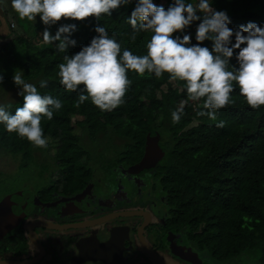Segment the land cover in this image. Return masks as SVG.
Wrapping results in <instances>:
<instances>
[{
  "label": "trees",
  "instance_id": "1",
  "mask_svg": "<svg viewBox=\"0 0 264 264\" xmlns=\"http://www.w3.org/2000/svg\"><path fill=\"white\" fill-rule=\"evenodd\" d=\"M171 2L154 0L165 8ZM134 5L135 0H131L114 9L111 15L101 14L98 19L62 17L54 25H44L38 15L33 21L21 20L10 6L7 10L12 11L15 26L6 23L7 37L12 38L0 48L3 76L0 91L17 87L12 81L16 71L25 82L36 85L42 95L61 101L62 107L53 109L51 120H41L43 135L57 144L50 164L41 167L62 168V180H82L84 171L95 165L99 168L138 165L145 152L147 135L159 131L165 155L155 167L153 180L163 187L177 224L213 260L230 263L246 255L264 264V106L256 109L248 106L234 85L231 103L217 110L215 119H209L197 115L202 99L188 100L182 82L169 80L167 73L157 78L129 71L130 84L123 102L111 111H100L90 100L78 103V91H66L58 83L57 66L63 62V56L87 45L96 35L93 31L96 24L103 25L110 36L115 33L122 49L136 55L146 54L145 44L151 33L139 31L132 39L133 30L127 23ZM212 7L226 11L231 20L229 27L234 29L247 21L258 24L264 21V0H212ZM62 23L76 24L71 34L75 45L59 52L52 43H39L46 27L54 34ZM198 23L193 22L185 32L194 36ZM192 42L196 43L194 39ZM202 43L211 45L207 40ZM231 63L235 64L234 57ZM41 79L47 80L45 88L39 87ZM181 101H184L183 114L178 122L172 123L169 110ZM22 102L18 96L0 104L11 113ZM194 122L197 124L190 127ZM115 138L122 143L113 144ZM36 149L46 152V148L33 146L0 125V157L4 153L19 155L20 168H31Z\"/></svg>",
  "mask_w": 264,
  "mask_h": 264
},
{
  "label": "clouds",
  "instance_id": "2",
  "mask_svg": "<svg viewBox=\"0 0 264 264\" xmlns=\"http://www.w3.org/2000/svg\"><path fill=\"white\" fill-rule=\"evenodd\" d=\"M130 2L10 0L21 20L33 21L38 15L44 25H54L62 17L98 19L101 14L111 15L114 9ZM195 21L199 23L193 36L185 29ZM127 23L133 30L132 39L139 31L151 33L145 44L146 54L136 55L127 48L122 49L115 33L110 36L103 25L96 24L93 27L96 35L89 43L74 54H65L63 62L58 64V83L66 91H78V103L90 100L100 111H111L123 102L130 84L127 73L134 71L157 78L167 73L169 80L182 82L188 100L202 99L197 115H206L209 119H215L216 111L231 103L234 85L248 106L253 109L264 106V21L259 24L247 21L234 29L229 27L231 20L226 11L215 10L212 0H172L167 8L154 0H135ZM76 27L75 23H62L54 34L46 27L42 32L43 42L66 52L69 45L76 44L71 38ZM206 40L211 42L210 47L202 43ZM233 57L235 64L231 63ZM12 81L23 102L11 113L0 104V125L33 146L45 147L47 139L41 120H51L53 109L62 107L61 101L42 95L36 85L25 82L20 72L14 71ZM46 85L47 80L39 81L40 88ZM183 110L184 101L169 110L172 123L180 120Z\"/></svg>",
  "mask_w": 264,
  "mask_h": 264
},
{
  "label": "flooded vegetation",
  "instance_id": "3",
  "mask_svg": "<svg viewBox=\"0 0 264 264\" xmlns=\"http://www.w3.org/2000/svg\"><path fill=\"white\" fill-rule=\"evenodd\" d=\"M129 169L87 168L82 180L66 181L62 168H49L35 193L29 181L1 186L0 263L159 264L149 249L166 264H225L202 252L177 224L163 187L153 180L155 168H137L133 175ZM124 172L132 182L116 199L109 192L113 182L103 178ZM117 181L115 190L122 185Z\"/></svg>",
  "mask_w": 264,
  "mask_h": 264
},
{
  "label": "rangeland",
  "instance_id": "4",
  "mask_svg": "<svg viewBox=\"0 0 264 264\" xmlns=\"http://www.w3.org/2000/svg\"><path fill=\"white\" fill-rule=\"evenodd\" d=\"M11 6L10 0H0V48L6 44L9 40H11L12 37H7L9 34V31L6 29V23L10 22L9 24L14 25L15 20L12 18L11 12L8 11L9 7ZM8 11V13H6ZM6 13V14H5ZM14 22V23H13ZM40 44H44L43 40L39 42ZM18 88L17 87H8L4 88L0 91V103H4L7 101H13L15 100L17 95ZM197 122H194L190 125L194 126ZM78 133L81 134V131L77 130ZM47 139V145L44 147L46 148V152L43 149H36L33 151L34 156V164L32 163L31 168H20L21 167V157L19 155H13L11 153H4L0 157V187L2 190H6L8 185L13 181L15 182V186L20 187L24 181L31 182V185L34 186V193L35 190H37L40 186L43 185V182L48 180L45 176L46 171H49V168L46 166L43 168L41 167V164L49 165L50 163V156L55 154V148L57 144L50 140V138L46 137ZM105 141V140H103ZM122 141L118 138L113 139V144H120ZM50 144V145H49ZM90 147V146H89ZM95 168H99V165H95ZM111 169V168H109ZM19 176V177H18ZM56 176V175H55ZM18 177L17 179H15ZM23 180V181H22ZM104 181H112L113 183L110 185L109 192L111 195H114L117 198H120L121 196H118V193H122L125 195L127 191H129L128 183L132 182L131 177L127 172H124V174L120 178H116L113 175L111 176H105L103 178ZM117 180L122 181V185L120 189H113V185L118 182ZM148 181V187L151 185L152 180L147 178ZM12 182V183H13ZM36 188V189H35ZM143 192V190H142ZM118 196V197H117ZM34 201H36L35 197L32 196ZM32 200V199H31ZM27 201V204L33 206L36 205V202L33 201ZM238 262L237 264H258L257 260H253L249 258L246 255H243L239 260H234L232 263H225V264H236L235 262ZM234 262V263H233ZM220 264V263H217Z\"/></svg>",
  "mask_w": 264,
  "mask_h": 264
},
{
  "label": "water",
  "instance_id": "5",
  "mask_svg": "<svg viewBox=\"0 0 264 264\" xmlns=\"http://www.w3.org/2000/svg\"><path fill=\"white\" fill-rule=\"evenodd\" d=\"M161 137L159 131H153L147 135L144 155L138 165H132L129 167L130 171H136L138 166H140L142 170H152L156 167L165 155V150L160 146ZM147 253L159 264H166L153 251L147 249ZM0 264H7V262H1Z\"/></svg>",
  "mask_w": 264,
  "mask_h": 264
}]
</instances>
